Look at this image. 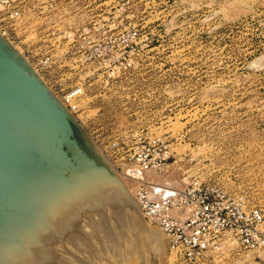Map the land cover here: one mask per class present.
I'll use <instances>...</instances> for the list:
<instances>
[{
    "label": "rangeland",
    "instance_id": "1",
    "mask_svg": "<svg viewBox=\"0 0 264 264\" xmlns=\"http://www.w3.org/2000/svg\"><path fill=\"white\" fill-rule=\"evenodd\" d=\"M19 1L8 41L62 103L82 89L70 113L132 196L142 181L198 180L264 209V0ZM159 139L165 170H131ZM115 215L69 249L89 264H264L263 250L229 247L186 263L158 227L146 222L152 240Z\"/></svg>",
    "mask_w": 264,
    "mask_h": 264
},
{
    "label": "water",
    "instance_id": "2",
    "mask_svg": "<svg viewBox=\"0 0 264 264\" xmlns=\"http://www.w3.org/2000/svg\"><path fill=\"white\" fill-rule=\"evenodd\" d=\"M14 46L0 34V264H60L112 213L151 230L140 202Z\"/></svg>",
    "mask_w": 264,
    "mask_h": 264
},
{
    "label": "built area",
    "instance_id": "3",
    "mask_svg": "<svg viewBox=\"0 0 264 264\" xmlns=\"http://www.w3.org/2000/svg\"><path fill=\"white\" fill-rule=\"evenodd\" d=\"M22 16L19 0H0V34L10 42L14 41L13 32H17ZM64 99V105L75 112L77 104ZM170 159L168 146L159 139L153 151L139 154L130 168L139 172L151 169L163 172ZM135 197L145 219L166 234L169 249L186 263L228 247L264 251V209L250 205L242 195L230 194L198 180L182 189L171 190L142 181Z\"/></svg>",
    "mask_w": 264,
    "mask_h": 264
},
{
    "label": "bare ground",
    "instance_id": "4",
    "mask_svg": "<svg viewBox=\"0 0 264 264\" xmlns=\"http://www.w3.org/2000/svg\"><path fill=\"white\" fill-rule=\"evenodd\" d=\"M23 21V17L22 18H20V20L18 21V27H20V25H21V22ZM14 42V41H13ZM82 93V89L80 88L79 90H77L76 92H73L72 94H70V95H68V96H66V98H67V100H68V102H70V103H72V104H77V97L80 95ZM71 112H74V111H71ZM147 172V171H146ZM136 175L134 172H128V175ZM151 183H153V182H151ZM162 186H164V190H171L172 188L173 189H176V188H174V187H172V186H169L168 187V185L167 184H165V183H162L161 184ZM171 188V189H170ZM136 198V197H135ZM114 213V212H113ZM112 213V214H113ZM114 214H116V213H114ZM130 213H128L127 215H129ZM117 215V214H116ZM116 215H115V217H116ZM130 215H132V214H130ZM144 215V214H143ZM118 216V215H117ZM133 216V215H132ZM126 217H129V216H126ZM134 217V216H133ZM119 218V217H118ZM129 218H131V217H129ZM145 218V217H144ZM113 219V218H112ZM135 219V218H134ZM146 220V219H145ZM120 221V220H119ZM136 221V220H135ZM146 222H148L147 220H146ZM121 223V222H120ZM137 223V222H136ZM149 223V222H148ZM150 224V223H149ZM138 225V224H137ZM150 225H152V224H150ZM154 226V225H153ZM139 227V226H138ZM123 228V227H122ZM126 228V227H125ZM125 228H123V229H125ZM140 229V228H139ZM140 230H143V229H140ZM85 231H87V230H85ZM143 231H146V233H147V231L148 230H143ZM87 232H90V231H87ZM150 231H148V233L147 234H149L150 235V233H153V232H150ZM162 232V231H161ZM165 236H166V234L164 233V232H162ZM151 236V235H150ZM154 236V235H153ZM153 236H151V239L152 240H155L156 238L155 237H153ZM167 237V236H166ZM158 239V238H157ZM156 239V240H157ZM168 239V238H167ZM114 244V243H113ZM108 246V245H107ZM110 248V247H109ZM122 254V253H121ZM105 260V259H104ZM105 264V263H104Z\"/></svg>",
    "mask_w": 264,
    "mask_h": 264
}]
</instances>
